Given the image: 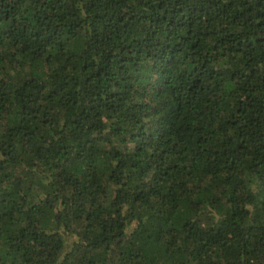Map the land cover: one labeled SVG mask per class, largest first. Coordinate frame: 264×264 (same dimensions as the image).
<instances>
[{
	"label": "trees",
	"instance_id": "1",
	"mask_svg": "<svg viewBox=\"0 0 264 264\" xmlns=\"http://www.w3.org/2000/svg\"><path fill=\"white\" fill-rule=\"evenodd\" d=\"M0 264H264V0H0Z\"/></svg>",
	"mask_w": 264,
	"mask_h": 264
}]
</instances>
